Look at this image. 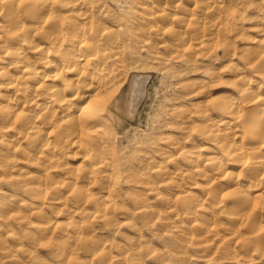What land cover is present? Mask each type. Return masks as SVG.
<instances>
[{"label": "bare ground", "instance_id": "1", "mask_svg": "<svg viewBox=\"0 0 264 264\" xmlns=\"http://www.w3.org/2000/svg\"><path fill=\"white\" fill-rule=\"evenodd\" d=\"M249 2L141 0L138 20L151 28L157 14L180 11L176 23L185 36L182 45H191L193 37L212 63L232 61L225 81L215 65L203 66L207 80L202 89L223 83L225 92L200 102L202 113L211 117L201 131L210 148L205 153L208 173L197 175L210 187L200 194L183 192L181 209L190 223H200L206 242L219 235L214 213L225 214L226 234L247 229L263 256L264 224L258 223L264 221V29H245L242 11ZM153 5L158 10L148 11ZM133 29L108 0H0V168L17 175L9 181L11 190L27 198L24 210L36 209L39 223L33 226L28 216L9 214L0 227L6 233L12 222L28 227L25 255L44 248L55 264H70L82 248L87 259L74 264L127 262L121 252L112 257L105 243L92 236L116 225L112 188L118 185L121 158L106 110L138 68L134 55L143 36ZM231 40L242 42L237 57ZM145 84L138 78L134 85L135 110ZM16 164L23 167L12 169ZM184 164L195 168L194 157L188 154ZM51 169L55 175L47 174ZM98 178L97 193H91L88 186ZM46 205H67L66 216L78 220L58 228L48 219ZM44 222L50 224L42 227ZM132 264L140 262L132 259Z\"/></svg>", "mask_w": 264, "mask_h": 264}, {"label": "rangeland", "instance_id": "2", "mask_svg": "<svg viewBox=\"0 0 264 264\" xmlns=\"http://www.w3.org/2000/svg\"><path fill=\"white\" fill-rule=\"evenodd\" d=\"M140 2L108 0L121 19L133 26L143 38L139 39L138 53L132 54L137 57L138 68L131 74L115 103L106 110L112 144L118 147L117 155L121 158L118 185L112 188L116 225L99 229L92 238L105 243L112 257L117 252L124 254L127 262L123 264H132V259H137L140 264H264V255H260V248L252 243L247 229L235 228L236 236L226 234L229 225L225 214L214 213L217 224L214 228L219 235L217 239L206 242V235L198 230L200 223H190L191 219L181 209L183 192L200 194L201 190L210 187L204 177L197 175L201 171L208 173L205 166L208 156L205 153L210 148L201 137V131L211 117L202 113L200 102L206 100L202 97L212 99L223 94L224 84L214 85L209 91L202 89L206 87L204 80H207L206 76L203 77V66L212 62L201 53L202 49H197L193 37L191 45H182L181 37L185 36L179 35L176 23L180 11L166 17L164 13L157 14L149 28L138 20V14L142 13ZM150 8L154 12L158 10L156 5L148 7V11ZM242 15L245 29L254 26L264 29V0H250ZM234 35H231L232 39H235ZM175 42L186 49L175 46ZM235 44L237 57L242 42L237 40ZM181 55L187 57L181 59ZM193 55L192 63H188V57ZM231 62L218 60L212 63L216 71L223 73L221 78L224 81L230 77ZM138 78L146 80V87L135 110L132 94ZM185 86H191V90L183 91ZM213 120L217 119L213 117ZM188 154L194 157L195 168L185 166L184 158ZM20 166L16 164L12 169L17 170ZM47 174L55 175V172L51 169ZM16 176L13 172L3 173L0 168V224L11 214L28 216L27 220L37 226L36 209L25 211L27 198L15 196L11 190L9 181ZM99 184L100 178L88 186L91 193H97ZM69 206H73L71 202ZM69 206L49 209L46 205L45 212L59 228L78 220V216H66L63 207L67 209ZM204 207L208 205L204 204ZM7 210L10 212L3 217ZM12 223L8 233L0 227V242L4 243L5 249L0 254V264H55L44 248L23 254L28 249L24 236L30 230L18 222ZM49 224L44 222L41 226ZM258 224H264V221ZM74 258L77 260L70 264L87 259L82 248L77 250ZM117 263L113 259L110 264Z\"/></svg>", "mask_w": 264, "mask_h": 264}]
</instances>
